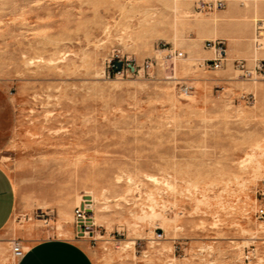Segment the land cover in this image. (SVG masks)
<instances>
[{"label":"rangeland","instance_id":"1","mask_svg":"<svg viewBox=\"0 0 264 264\" xmlns=\"http://www.w3.org/2000/svg\"><path fill=\"white\" fill-rule=\"evenodd\" d=\"M193 1L0 0V164L18 194L15 228L77 239L89 192L108 208L77 239L96 264H264V156L251 150L264 145V80L246 75L264 60V0L208 13ZM207 41L222 43L219 69ZM116 56L138 71H116ZM11 240L0 264H16Z\"/></svg>","mask_w":264,"mask_h":264},{"label":"crops","instance_id":"2","mask_svg":"<svg viewBox=\"0 0 264 264\" xmlns=\"http://www.w3.org/2000/svg\"><path fill=\"white\" fill-rule=\"evenodd\" d=\"M17 208L15 184L0 164V239H19L24 245L25 255L16 264H96L89 247L82 240L41 238L29 226L15 228L12 220Z\"/></svg>","mask_w":264,"mask_h":264},{"label":"built area","instance_id":"3","mask_svg":"<svg viewBox=\"0 0 264 264\" xmlns=\"http://www.w3.org/2000/svg\"><path fill=\"white\" fill-rule=\"evenodd\" d=\"M227 0H194L193 1V9L197 13H208L214 10H222L226 6ZM257 28L259 31L256 32V36L254 39V44H257V48H262V42H261V28H264V21H259L257 23ZM205 44H207L210 49H213V58L206 60L207 66H210L212 69L216 70L219 69L224 61L225 58V50L217 46L215 48V44H222L220 41H217L216 43L207 41ZM183 56V53L178 52H171L168 51V55L164 56L165 59H179ZM114 61V69L117 71L116 62H123L118 56L116 58H113ZM128 65H132L134 67V70H131ZM152 63L146 62L143 64V69L149 71L152 68ZM127 68V71H131L132 73L137 72V66H134L131 62L124 63L123 67ZM122 67V69H123ZM121 69V70H122ZM246 75L249 79L252 80H264V60H259L251 70H246ZM185 94L188 96L189 90L188 88H185ZM262 200H264V190H262ZM93 202H87L85 199L81 198V201L79 205L74 210V230H75V238H89L92 239L94 235V222H88L90 220H93L91 214L93 210L90 208L92 206H89ZM256 216L258 218H264V203H262L261 206L258 207V209L255 212ZM246 250V254L244 256V260L249 261L255 258V248L250 244ZM11 252L14 260H20L25 255V248L22 244V242L19 239H14L11 241Z\"/></svg>","mask_w":264,"mask_h":264},{"label":"bare ground","instance_id":"4","mask_svg":"<svg viewBox=\"0 0 264 264\" xmlns=\"http://www.w3.org/2000/svg\"><path fill=\"white\" fill-rule=\"evenodd\" d=\"M236 1V0H235ZM245 2V1H244ZM174 3V2H173ZM172 3V4H173ZM173 7V10H174V13L176 12H181V7L179 6V5H177L176 3H174V5L172 6ZM183 7V6H182ZM172 10V11H173ZM182 15V17L183 18H187V17H189L190 15H187L186 13L184 14V13H182L181 14ZM197 16V15H196ZM217 16V15H216ZM215 17V16H214ZM218 17V16H217ZM154 18V17H153ZM219 18V17H218ZM216 19L217 18H213L212 19V22L214 23V25H215V22H217L216 21ZM225 19H227V18H225ZM156 19H153V21H155ZM183 20V19H182ZM209 20V19H208ZM211 20V19H210ZM152 21V20H151ZM150 22V21H149ZM201 22V21H200ZM150 24V23H149ZM158 24H160V21H156V22H154L152 25H151V28H153V30L155 29V27L158 25ZM211 24V23H210ZM209 24V26L211 27V25ZM204 25V24H203ZM208 25V24H207ZM198 26V25H197ZM200 26V25H199ZM205 26V25H204ZM208 26V27H209ZM176 27H177V24H176ZM209 27V28H210ZM152 30V29H151ZM177 31V30H176ZM217 31V30H216ZM211 33V35H212V32H210ZM216 34V32L214 33V35ZM241 35H242V32H241ZM214 37H216V36H214ZM211 50H213V49H211ZM210 50V51H211ZM161 53V56H167L168 55V51L167 50H163L162 52H160ZM206 53H207V51H206ZM213 53V52H212ZM211 54V53H210ZM205 56V55H204ZM211 57H212V54H211ZM204 58V57H203ZM206 58V57H205ZM202 59V58H201ZM206 59H208V58H206ZM209 59H210V57H209ZM178 65V64H177ZM175 66V65H174ZM173 66V67H174ZM182 66V65H181ZM176 67H178V66H176ZM175 67V68H176ZM182 69H185V66H182L181 67ZM178 72V71H177ZM176 74V73H175ZM175 78V77H174ZM170 79V78H169ZM256 85H254V87H255ZM259 86V85H258ZM249 88H250V86H248ZM248 87H246L245 86V88L247 89ZM260 87V86H259ZM258 87V88H259ZM248 88V89H249ZM262 90V89H261ZM262 141H264V140H262ZM251 150L252 151H255V150H257V151H259V155L260 156H264V145H262L261 144V141H255L254 142V144L251 146ZM258 155V154H257ZM254 156V155H253ZM252 158V154L249 156V158ZM246 158V157H245ZM255 158V157H254ZM243 161H244V159H242ZM249 161V160H248ZM239 163V162H238ZM247 163V162H246ZM257 163V167H259L260 166V164L258 163V162H256ZM241 164V163H240ZM242 165V164H241ZM241 165H239V166H241ZM242 167V166H241ZM245 168V167H244ZM241 169V168H240ZM247 169V168H246ZM245 169V170H246ZM258 169V168H257ZM260 170V169H259ZM242 172V171H241ZM154 176V175H153ZM153 176H149L150 178H151V180L152 181H155L156 183H158L159 181H158V179H156V178H154ZM149 178V179H150ZM119 180H121V178L119 177ZM150 180V181H151ZM165 180V179H164ZM129 181H132V179L131 180H129ZM159 184V183H158ZM167 185V184H166ZM169 185V184H168ZM87 192V191H86ZM103 196V195H102ZM84 197V199L87 201V202H93L92 204H90L89 206H92V207H90L94 212H95V215H96V217H98V216H100V213L102 214V213H104V210L105 209H108L107 208V206H105V203H107V201L105 202V198H104V196L102 197V199H96L95 197H94V195H93V193H89V192H87V193H85L84 195H82L81 196V198H83ZM151 199H152V197H151ZM102 200H104V201H102ZM95 203H97V205L95 206ZM99 205V206H98ZM107 205V204H106ZM95 207H96V210H95ZM108 212H110V210L108 211ZM146 212V211H145ZM138 213V212H137ZM107 214V213H106ZM131 214V213H130ZM149 215V214H148ZM151 216L152 217H159L160 215L159 214H156L155 212H153L152 214H150V218H151ZM31 219V218H30ZM59 219H60V221H63L64 220V223H69L71 220H72V216H71V214H69V213H61L60 214V216H59ZM103 219V218H102ZM162 220L163 221H165V219L164 218H162ZM162 221V222H163ZM88 222H94V224H96L95 223V221H94V219L93 220H90V221H88ZM105 222V221H104ZM63 222H60V228H61V231L63 230L62 229V224ZM105 224V223H104ZM133 224V223H132ZM131 224V225H132ZM164 224V223H163ZM164 226V225H163ZM132 227V226H131ZM61 235H67V233L65 232V231H62L61 232ZM253 238V237H252ZM250 239V238H249ZM132 242V241H131ZM135 242V241H134ZM233 242V241H232ZM153 243V242H152ZM124 245H125V243H124ZM132 246V245H131ZM130 247V246H129ZM162 249V248H161ZM169 249V248H168ZM126 250V249H125ZM131 250V249H130ZM160 252V251H159ZM3 254V253H2ZM129 254V253H128ZM168 260V259H167ZM169 261V260H168ZM173 260H171V262H172Z\"/></svg>","mask_w":264,"mask_h":264},{"label":"water","instance_id":"5","mask_svg":"<svg viewBox=\"0 0 264 264\" xmlns=\"http://www.w3.org/2000/svg\"><path fill=\"white\" fill-rule=\"evenodd\" d=\"M115 65H116L117 71H120L122 69V67H123V62H121V61L116 62ZM128 67L131 70H134V67L132 65H128Z\"/></svg>","mask_w":264,"mask_h":264}]
</instances>
